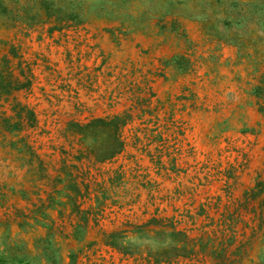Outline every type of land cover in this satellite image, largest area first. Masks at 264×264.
Listing matches in <instances>:
<instances>
[{
	"label": "rangeland",
	"instance_id": "374dc122",
	"mask_svg": "<svg viewBox=\"0 0 264 264\" xmlns=\"http://www.w3.org/2000/svg\"><path fill=\"white\" fill-rule=\"evenodd\" d=\"M4 67L0 264H213L207 217L264 180V0H0ZM124 113L96 161L79 127Z\"/></svg>",
	"mask_w": 264,
	"mask_h": 264
},
{
	"label": "trees",
	"instance_id": "16d2710c",
	"mask_svg": "<svg viewBox=\"0 0 264 264\" xmlns=\"http://www.w3.org/2000/svg\"><path fill=\"white\" fill-rule=\"evenodd\" d=\"M4 62L6 64V61ZM5 68L0 69V92L10 93L29 84L28 79L25 81L19 80L18 77L13 76L11 71ZM128 119L129 114L124 113L107 119L95 118L79 127V131L83 127L98 125L110 128L106 134V140L99 145L95 154L96 161L104 162L120 152L123 146L120 128L127 123ZM262 193H264V180H258L252 189L244 191L241 197L232 201V210H230V203L223 205V209L219 213V219L214 226H212L213 218L207 217L210 221L207 225L210 227L202 230V235L196 238L195 242L198 243V248L192 246L190 248L191 253H198L204 249L206 244L209 250L206 254L211 258L213 264H240L243 259L242 251L244 246L254 236L256 229L245 220H241V218L238 219V222H241L243 226L240 228L233 227L234 219L242 213H250V215L252 214L250 216L251 220L255 219L260 224L262 211L259 210L257 212V208L262 209L264 207V196H262ZM256 201H258L257 204H255ZM248 227L250 229L249 232H247ZM204 236L208 238L205 244L202 242Z\"/></svg>",
	"mask_w": 264,
	"mask_h": 264
}]
</instances>
